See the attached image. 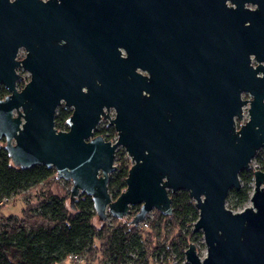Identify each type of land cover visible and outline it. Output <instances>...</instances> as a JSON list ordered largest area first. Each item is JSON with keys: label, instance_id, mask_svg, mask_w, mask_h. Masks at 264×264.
<instances>
[{"label": "water", "instance_id": "95a60500", "mask_svg": "<svg viewBox=\"0 0 264 264\" xmlns=\"http://www.w3.org/2000/svg\"><path fill=\"white\" fill-rule=\"evenodd\" d=\"M166 1L0 0V85L8 92L0 99V139L15 166L52 167L70 180L72 208L89 195L99 221L107 213L122 218L135 205L133 225L153 209L171 215L169 194L186 191L198 211L193 231L205 245L203 257L188 245L187 264H264V171L253 172L250 205L226 207L239 173L264 147V74L257 76L264 65H250L251 54L264 61V44L255 30L231 23V43L211 47L217 74H184L182 49L194 31L187 28L182 41L181 29L166 24ZM82 36L88 57L94 53L90 63L97 47L103 50L100 85L93 71L68 74L80 44L59 39ZM21 46L28 52L15 60ZM197 48L208 54L206 45ZM18 66L29 73L20 89ZM61 100L73 108L67 130L54 126ZM246 105L248 119L238 126ZM110 107L113 117L104 111ZM101 116L115 141L94 134ZM119 146L132 164L125 189L112 199L107 183Z\"/></svg>", "mask_w": 264, "mask_h": 264}, {"label": "trees", "instance_id": "16d2710c", "mask_svg": "<svg viewBox=\"0 0 264 264\" xmlns=\"http://www.w3.org/2000/svg\"><path fill=\"white\" fill-rule=\"evenodd\" d=\"M6 94L0 85V99ZM67 115L66 110H57L54 117L57 130L68 128ZM94 134L112 140L116 132L106 124L95 129ZM258 152L254 158H259ZM116 154L118 162L107 183L112 199L125 189L131 166L123 158V151ZM258 168L264 171V163ZM253 172L254 169L248 168L239 173L240 187L230 189L226 197L228 209L244 208L252 191ZM56 178L52 167L15 166L4 149V140L0 139V264H70L68 256L72 254L81 256L83 264L96 260L94 264H169L172 257L182 264L188 245H196L202 235L193 231L198 211L184 190L169 194L171 215L156 210L149 228L140 231L115 217L111 224L101 222L97 226L91 197L80 194L72 208L67 202L69 195L53 192L51 182ZM27 191L30 194L25 195ZM20 195L26 197L20 214H3L6 203ZM138 208L132 206L131 213H136Z\"/></svg>", "mask_w": 264, "mask_h": 264}, {"label": "flooded vegetation", "instance_id": "af4514ba", "mask_svg": "<svg viewBox=\"0 0 264 264\" xmlns=\"http://www.w3.org/2000/svg\"><path fill=\"white\" fill-rule=\"evenodd\" d=\"M42 1L46 2L47 0ZM164 13H166L164 21L167 25L181 29V36H183L182 41H185V38L189 39L185 34L187 28L193 29L194 31L193 39L191 38L193 41L192 43H189V49L187 50V47L185 46L182 49L183 57L181 67L184 74L187 72H191L193 76L203 74L205 78H210L217 74V61L214 60L215 57L211 54V47L216 43H224L226 46L231 43V34L229 32L231 23L240 24V26L255 30V35L258 37V40L264 44V0H224L223 4L220 0H167ZM215 30L219 31L215 33ZM59 41V43L62 44L69 43L73 45L75 41L80 44V47L72 51L71 60L73 61L76 59V62H72L71 64L69 61L68 74L77 75L86 71L89 72V70L90 72L93 71L94 82L97 85H100L99 75L102 72L100 56L103 53V50L97 47L95 53L97 61L92 64L89 62V58L93 59L94 53L88 57V46L87 44H83V36L78 40H74L73 37H62ZM198 43L208 47V54L201 55V53H198ZM117 49L120 53L119 56L125 58L126 51L124 48L118 46ZM20 52L23 53L21 57L19 56ZM27 52L28 51L24 46L19 47L15 60H21L25 57ZM92 52L93 49L90 54H92ZM259 64L264 65V61L258 62L254 55L251 54L250 65L255 68ZM15 70L20 77V72L26 71L22 66L16 67ZM263 74V70H260L257 73V76H263ZM82 90L85 91V87H82ZM59 108L68 112L65 121L68 126L67 120L72 114L73 108L72 106H66L63 100H61L60 104L57 106L55 114ZM104 111L109 115L112 111L114 112V108L110 107L108 110H105L104 108ZM106 124L113 127L109 124V121L105 122L104 118L101 116L95 129Z\"/></svg>", "mask_w": 264, "mask_h": 264}, {"label": "rangeland", "instance_id": "374dc122", "mask_svg": "<svg viewBox=\"0 0 264 264\" xmlns=\"http://www.w3.org/2000/svg\"><path fill=\"white\" fill-rule=\"evenodd\" d=\"M21 55H23L22 52L19 53V56L21 57ZM20 75L23 77H20V80L17 83V86H19L18 88L20 89V87H22L26 82H28L29 80V73L26 71H21ZM242 98L247 99L250 98L249 94H242ZM247 108L248 105L244 106L243 108V116L242 119L240 121H237V125L239 126L240 124H243L247 119H248V114H247ZM124 153L123 158L129 160V162L132 164L130 158L128 157V155L126 154V152L124 151V149L119 146L116 149L115 153H122V151ZM260 152V153H259ZM259 158H253L252 161L250 162V167L254 170L259 169L258 167L261 165V162L264 163V147L261 148L259 150ZM118 155L116 154L114 157V165H117L118 162ZM261 161H260V160ZM51 188L53 189V192L56 194H61V195H69V190L71 187V181L70 180H65L62 178H56L53 179L51 182ZM253 187V184H252ZM30 194L29 191L26 192L25 195ZM25 195H20L17 197H14L13 199L10 200V202L6 203V205L4 206V208L2 209V213L5 215H9V214H13V215H19L21 209L24 207L25 205ZM67 202L69 203V198L67 199ZM250 205L249 201L244 205V207ZM131 211V209H130ZM236 211H240V210H236ZM124 219V218H123ZM95 221H96V225L100 226L101 225V221H99L97 219V217H95ZM167 228H164V230H166ZM170 230V229H167ZM166 237L168 236L167 234H165ZM168 239L170 238L169 236L167 237ZM167 241V240H166ZM196 250L199 254L200 257H203L205 255V245L203 243H201V237H198L197 242H196ZM97 261V260H96ZM93 261L92 263L94 264ZM169 264H173V262H171V259L168 260ZM90 263V264H92Z\"/></svg>", "mask_w": 264, "mask_h": 264}, {"label": "built area", "instance_id": "2783aa9c", "mask_svg": "<svg viewBox=\"0 0 264 264\" xmlns=\"http://www.w3.org/2000/svg\"><path fill=\"white\" fill-rule=\"evenodd\" d=\"M109 116L113 117L114 116V112L112 111L111 113H109ZM104 120H105V122L109 121L108 119H104ZM115 140H116V135L113 137V139L111 141L113 142ZM155 214H156V210L155 209L147 212L145 217H144V219L142 221H140L137 225H133L130 222L132 217L135 215V213H131V211H130L129 214H127V215H125V216H123L122 218H119V219L123 223H127L128 222V224L130 226L135 227L137 230L144 231V230H147L149 228V223L155 219V216H156ZM112 218H113V216L111 214L107 213L105 219L102 220L101 222H105L107 224H111ZM201 243L204 244L202 235H201ZM68 262H70V264H83V258L81 256H79V255L72 254V255L68 256ZM171 262H173V264H177V259L176 258L174 259V257H172ZM181 263L182 264L186 263L185 258L182 260Z\"/></svg>", "mask_w": 264, "mask_h": 264}]
</instances>
